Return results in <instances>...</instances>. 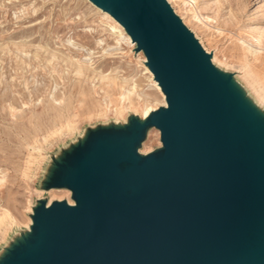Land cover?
<instances>
[{"label": "water", "instance_id": "1", "mask_svg": "<svg viewBox=\"0 0 264 264\" xmlns=\"http://www.w3.org/2000/svg\"><path fill=\"white\" fill-rule=\"evenodd\" d=\"M142 51L166 105L89 130L0 264H264V114L167 0H89ZM161 147L140 154L147 129Z\"/></svg>", "mask_w": 264, "mask_h": 264}, {"label": "rangeland", "instance_id": "2", "mask_svg": "<svg viewBox=\"0 0 264 264\" xmlns=\"http://www.w3.org/2000/svg\"><path fill=\"white\" fill-rule=\"evenodd\" d=\"M88 1L0 0V258L40 200L71 199L45 188L56 160L89 130L163 104L142 51ZM167 2L264 114V0ZM161 145L150 127L137 151Z\"/></svg>", "mask_w": 264, "mask_h": 264}, {"label": "bare ground", "instance_id": "3", "mask_svg": "<svg viewBox=\"0 0 264 264\" xmlns=\"http://www.w3.org/2000/svg\"><path fill=\"white\" fill-rule=\"evenodd\" d=\"M90 4H92L90 1H88ZM93 5V4H92ZM94 6V5H93ZM97 10H101V9H99L98 7H96V6H94ZM102 11V10H101ZM100 11V12H101ZM102 14H103V16H104V18H106L111 24H112V29H113V31L114 32H116V33H120V35L122 36V37H120V38H124L131 46H134V42L130 39V36L126 33V31H125V29L112 17V16H110L107 12H105V11H102L101 12ZM248 49H250V47L248 48ZM252 49V48H251ZM250 51V50H249ZM142 53V52H141ZM254 53V52H253ZM143 56H144V54H143ZM145 57V56H144ZM145 60H146V58H143V63H144V66H145V70H147L148 71V73L151 75V78H152V82L155 84V87H156V89H158V91H159V93L161 94V96L163 97V104H161V105H166V102H165V96H164V94H163V92L161 91V88H160V86L158 85V83H157V81L153 78V74L151 73V71L148 69V67H147V65L145 64ZM215 60H214V57H213V62H214ZM216 62V61H215ZM215 65H216V63H215ZM217 66V65H216ZM79 68H80V66H79ZM82 70V69H81ZM84 70V69H83ZM86 70V69H85ZM118 84V83H117ZM116 84V85H117ZM118 86V85H117ZM256 96V95H255ZM256 98H258V101L259 102H261V105L260 106H262V103H263V100H261L259 97H257L256 96ZM156 108V107H155ZM155 108H149V109H147L146 111H143V113L141 114L140 112H135V111H133V109H130L133 113H134V115H138V113H139V118L142 120V119H144L152 110H154ZM128 115H130V114H128ZM127 121V120H126ZM125 121V122H126ZM120 122V121H119ZM119 122H117V123H119ZM124 122V123H125ZM82 135V134H81ZM80 135V136H81ZM79 136V137H80ZM41 156V155H40ZM40 158V157H39ZM42 159V158H41ZM42 190V189H41ZM50 190H54V189H50ZM36 191H38V190H36ZM40 191V190H39ZM43 192V191H42ZM47 192V191H46ZM65 193H66V195H68L69 194V190H65ZM53 197V196H52ZM54 198V197H53ZM67 198V197H66ZM66 200V199H65ZM51 201V200H50ZM49 201V202H50ZM67 202L69 203V204H73V202L71 201V199L70 198H68L67 199ZM49 203H47V205H48ZM34 205H32V207H33ZM29 210L31 211V208L29 207ZM28 219V222L26 223V225H29V223H31V218L30 217H27ZM15 227V226H14ZM7 240V239H6Z\"/></svg>", "mask_w": 264, "mask_h": 264}]
</instances>
